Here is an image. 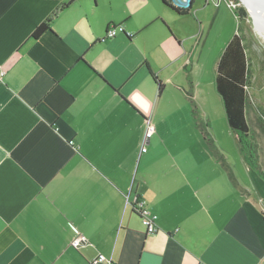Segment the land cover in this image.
<instances>
[{"label": "crops", "instance_id": "0c3cea01", "mask_svg": "<svg viewBox=\"0 0 264 264\" xmlns=\"http://www.w3.org/2000/svg\"><path fill=\"white\" fill-rule=\"evenodd\" d=\"M69 2L0 0V264H264V195L198 0L185 16L160 0Z\"/></svg>", "mask_w": 264, "mask_h": 264}, {"label": "rangeland", "instance_id": "374dc122", "mask_svg": "<svg viewBox=\"0 0 264 264\" xmlns=\"http://www.w3.org/2000/svg\"><path fill=\"white\" fill-rule=\"evenodd\" d=\"M253 3L264 14V0H254ZM191 12L202 22L205 37L209 38L207 53L221 48L225 50L227 42L235 34L241 35L244 40L249 62V141L255 146V149L248 150L257 154V168L249 167L253 177L260 181L257 185L264 195V39L241 0H198Z\"/></svg>", "mask_w": 264, "mask_h": 264}, {"label": "trees", "instance_id": "16d2710c", "mask_svg": "<svg viewBox=\"0 0 264 264\" xmlns=\"http://www.w3.org/2000/svg\"><path fill=\"white\" fill-rule=\"evenodd\" d=\"M75 0H70L67 6ZM164 5L173 9L178 15H188L191 9H180L173 6L170 0H160ZM49 20L36 29L33 39H38L49 30ZM249 62L244 40L235 34L223 51L216 71V88L220 94L230 129L236 135L244 161L249 166L257 168L255 159L257 154L249 153L255 146L250 144L251 127L248 119ZM204 139L210 146H214L208 126H201ZM250 148V149H249ZM249 149V150H248ZM264 176V175H263Z\"/></svg>", "mask_w": 264, "mask_h": 264}, {"label": "built area", "instance_id": "2783aa9c", "mask_svg": "<svg viewBox=\"0 0 264 264\" xmlns=\"http://www.w3.org/2000/svg\"><path fill=\"white\" fill-rule=\"evenodd\" d=\"M125 33L124 27L117 26L113 27L108 31V37L114 38L118 34ZM3 76V73L0 74V78ZM155 133V126L150 120H146V130L144 135V145L142 148V152H147V145ZM73 145V143H71ZM134 203V210L140 217L142 224L146 229V233L153 235L158 231L156 217L150 212L149 208L146 205V202L140 199H137ZM83 243H87L84 237L78 235L74 241L73 246L75 248H79ZM110 262L104 255H99L95 257L90 264H109Z\"/></svg>", "mask_w": 264, "mask_h": 264}, {"label": "bare ground", "instance_id": "6f19581e", "mask_svg": "<svg viewBox=\"0 0 264 264\" xmlns=\"http://www.w3.org/2000/svg\"><path fill=\"white\" fill-rule=\"evenodd\" d=\"M241 2L247 7V9L250 11L251 16L257 25V30L260 34V36L264 39V14L262 10L256 8L252 0H241ZM261 7V6H259ZM264 11V8H263Z\"/></svg>", "mask_w": 264, "mask_h": 264}, {"label": "water", "instance_id": "95a60500", "mask_svg": "<svg viewBox=\"0 0 264 264\" xmlns=\"http://www.w3.org/2000/svg\"><path fill=\"white\" fill-rule=\"evenodd\" d=\"M173 6L180 9H191L194 0H170ZM254 0H252L253 2ZM257 8V7H256Z\"/></svg>", "mask_w": 264, "mask_h": 264}, {"label": "flooded vegetation", "instance_id": "af4514ba", "mask_svg": "<svg viewBox=\"0 0 264 264\" xmlns=\"http://www.w3.org/2000/svg\"><path fill=\"white\" fill-rule=\"evenodd\" d=\"M172 3V2H171ZM177 8V7H176ZM173 10V9H172Z\"/></svg>", "mask_w": 264, "mask_h": 264}]
</instances>
